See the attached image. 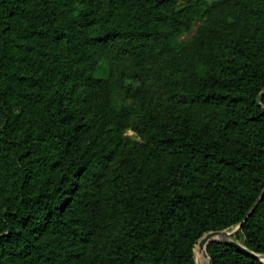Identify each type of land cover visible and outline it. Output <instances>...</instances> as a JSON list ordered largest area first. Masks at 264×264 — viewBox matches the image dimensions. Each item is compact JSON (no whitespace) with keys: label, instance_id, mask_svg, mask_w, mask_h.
Returning <instances> with one entry per match:
<instances>
[{"label":"trees","instance_id":"16d2710c","mask_svg":"<svg viewBox=\"0 0 264 264\" xmlns=\"http://www.w3.org/2000/svg\"><path fill=\"white\" fill-rule=\"evenodd\" d=\"M263 189L264 0H0V264H197Z\"/></svg>","mask_w":264,"mask_h":264},{"label":"water","instance_id":"95a60500","mask_svg":"<svg viewBox=\"0 0 264 264\" xmlns=\"http://www.w3.org/2000/svg\"><path fill=\"white\" fill-rule=\"evenodd\" d=\"M257 104L260 106V96L257 99ZM264 196V189L261 192L259 198L255 201V203L253 204V206L251 207L249 213L245 216V218L242 220V222L232 231L230 232H225V231H218V232H212L207 234L205 237H203L199 244H198V250H200L201 252H203L204 256L208 259V264H213L212 261L209 259L207 253H206V248L207 245L211 242H215V241H221L223 243H226L230 246H233L237 249H239L240 251H242L243 253H245L247 256H249L252 259H255L261 263H264L262 261V259H264V255H255L247 250H245L243 247H241L240 245L234 243L233 241L230 240V236L234 235L242 226V224L247 220V218L249 217V215L252 213V211L254 210L256 204L258 203V201ZM222 238V239H220Z\"/></svg>","mask_w":264,"mask_h":264},{"label":"rangeland","instance_id":"374dc122","mask_svg":"<svg viewBox=\"0 0 264 264\" xmlns=\"http://www.w3.org/2000/svg\"><path fill=\"white\" fill-rule=\"evenodd\" d=\"M195 28L192 29V31L189 34H186L184 36L178 37L176 39L173 40V45L175 48L180 47L181 45H183L184 43H186L188 40L191 39L193 33H194ZM115 102L120 105L123 104L127 107L133 108L134 105L131 102H124L122 101V99L115 97ZM222 239V238H220ZM196 261L197 264H208V259L204 256L203 252H201L200 250H196ZM262 261L264 262V259H262Z\"/></svg>","mask_w":264,"mask_h":264}]
</instances>
